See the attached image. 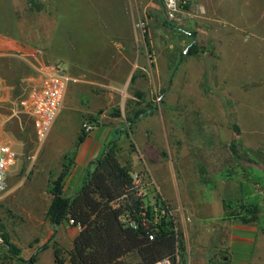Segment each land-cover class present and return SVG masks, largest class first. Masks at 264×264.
<instances>
[{
  "label": "rangeland",
  "instance_id": "rangeland-1",
  "mask_svg": "<svg viewBox=\"0 0 264 264\" xmlns=\"http://www.w3.org/2000/svg\"><path fill=\"white\" fill-rule=\"evenodd\" d=\"M207 1L177 0L168 20L162 0H0V32L44 51L38 64L0 59V140L17 149L0 192V264H52L38 251L69 249L77 231L46 213L87 116L68 104L59 124L62 102L38 142L20 106L22 77L57 63L81 87L75 102L116 127L106 145L116 142L145 206L174 218L178 264H264V62L251 66L253 40L264 55V2L261 25L241 26ZM239 234L249 242L231 250Z\"/></svg>",
  "mask_w": 264,
  "mask_h": 264
},
{
  "label": "trees",
  "instance_id": "trees-1",
  "mask_svg": "<svg viewBox=\"0 0 264 264\" xmlns=\"http://www.w3.org/2000/svg\"><path fill=\"white\" fill-rule=\"evenodd\" d=\"M193 52L194 47L189 54ZM83 139L81 134L78 140ZM230 149L237 154L234 144ZM71 169L56 181L46 215L55 226L70 222L79 230L69 249L55 242L51 245L53 264H122L132 255L135 264L179 263L183 247L174 218L145 206L141 188L134 182L130 165L120 161L115 141L106 145L78 191L64 197ZM19 262L36 264L37 259L32 256Z\"/></svg>",
  "mask_w": 264,
  "mask_h": 264
},
{
  "label": "built area",
  "instance_id": "built-area-1",
  "mask_svg": "<svg viewBox=\"0 0 264 264\" xmlns=\"http://www.w3.org/2000/svg\"><path fill=\"white\" fill-rule=\"evenodd\" d=\"M165 18L173 20L178 11L177 0H162ZM20 58L39 63L41 51L0 33V59ZM73 80L62 64L39 65L21 79L24 97L20 106L30 118L35 139L43 142L51 130L62 106L64 94ZM96 127V121L85 119L81 134L88 135ZM17 158V149L9 142L0 140V192L6 187L7 177ZM135 184L138 181L134 178ZM139 186V185H138Z\"/></svg>",
  "mask_w": 264,
  "mask_h": 264
},
{
  "label": "crops",
  "instance_id": "crops-1",
  "mask_svg": "<svg viewBox=\"0 0 264 264\" xmlns=\"http://www.w3.org/2000/svg\"><path fill=\"white\" fill-rule=\"evenodd\" d=\"M207 2H208V7L211 8V11L213 12H215L216 10H222L226 14L228 13L236 14L238 25L242 26L244 24H247L246 22L247 18H251V17L254 18L253 23L255 25L256 24L261 25L262 23L261 6H263L262 4L264 0H236L235 2L234 0L232 2L230 0H208ZM252 7H253V12L252 14H250L248 12V8H252ZM17 40L22 42L19 39ZM253 41H254L253 56H252L253 63L251 62V66H255L254 67L255 72L258 73L262 68L261 63L264 62V55L259 46V43L256 42L257 40H253ZM24 44L26 46L40 50L41 56L44 55V51L41 48L27 43ZM80 95H81V87L76 84L69 83L64 94V99H63L64 104L57 119V122H59V124H60V119L64 114L66 106L68 104L74 106V108L80 112V115H84L83 117L87 116L86 119H91L90 117L95 116L94 108L89 102L86 103V106L85 105L80 106L79 102H75L76 99L80 98ZM101 118L102 115H100L99 118L98 116L94 118L95 120H97L96 122L97 125L95 129L90 134L84 135L83 141L80 142L79 144L75 157V162L71 169L70 176L67 178L65 182V186H66L65 196L67 197L74 195L78 191L79 187L81 186L83 180L87 175V172L94 167L95 161L98 158L97 156L95 157V155L101 148L105 149L106 143L115 134L116 127L112 126L111 124H103V120H101ZM78 230L79 229L77 228V231L75 232L74 236L78 233ZM238 236L241 239H236L230 242L231 250L236 251L240 249L238 246H247V243L249 242L248 240H246L247 235L239 234ZM233 246H236L237 248L236 247L234 248ZM37 254L41 258L49 259L53 264V254L50 244H48L46 248L38 251ZM241 264H245V263H241Z\"/></svg>",
  "mask_w": 264,
  "mask_h": 264
}]
</instances>
